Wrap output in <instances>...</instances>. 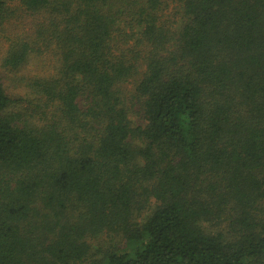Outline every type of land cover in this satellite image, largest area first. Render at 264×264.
<instances>
[{"label":"trees","instance_id":"trees-1","mask_svg":"<svg viewBox=\"0 0 264 264\" xmlns=\"http://www.w3.org/2000/svg\"><path fill=\"white\" fill-rule=\"evenodd\" d=\"M0 36V264H264V0H0Z\"/></svg>","mask_w":264,"mask_h":264},{"label":"rangeland","instance_id":"rangeland-1","mask_svg":"<svg viewBox=\"0 0 264 264\" xmlns=\"http://www.w3.org/2000/svg\"><path fill=\"white\" fill-rule=\"evenodd\" d=\"M28 30V26L26 24H14L11 26H8L7 32L8 33H23ZM6 49V41L5 39L0 36V58L4 54ZM53 60L49 56H35L31 55L27 61L19 68V71L17 74L8 73L7 77L5 78L4 82L7 84V86H10L13 92L22 93L23 88L21 85H19L18 82H16V79H12L14 75L18 76H25V77H31L33 75H48L52 72L53 68ZM119 238H114V243H118ZM122 246V245H121Z\"/></svg>","mask_w":264,"mask_h":264}]
</instances>
